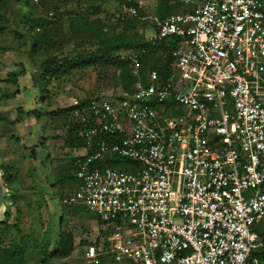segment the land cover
I'll return each instance as SVG.
<instances>
[{
  "label": "built area",
  "instance_id": "1",
  "mask_svg": "<svg viewBox=\"0 0 264 264\" xmlns=\"http://www.w3.org/2000/svg\"><path fill=\"white\" fill-rule=\"evenodd\" d=\"M141 19L155 25L149 42L179 40L171 74L151 71L143 83L145 51L118 52L134 92L70 106L85 153L73 163L79 189L61 204L82 205L106 227L83 264L102 255L114 264H260L254 254L264 239L253 229L264 220V2L206 0Z\"/></svg>",
  "mask_w": 264,
  "mask_h": 264
},
{
  "label": "rangeland",
  "instance_id": "2",
  "mask_svg": "<svg viewBox=\"0 0 264 264\" xmlns=\"http://www.w3.org/2000/svg\"><path fill=\"white\" fill-rule=\"evenodd\" d=\"M107 1L102 7L103 12L93 18L107 21L110 26L120 13L118 3L122 0ZM137 1L142 16L152 17L158 13L163 1L168 15L193 10L206 0ZM34 4L39 7L35 12L37 16H44L46 7L48 12L51 7L57 8L56 16H47L52 22L58 21L60 14L64 15L60 20L61 28L57 25L47 27L48 40H66L65 36H69L66 42L70 44L63 47L66 53L78 45L81 50L91 49L84 42V36L70 37L72 34L65 22L66 16L78 12L82 0H44ZM11 10L7 15L8 22L0 25V31L3 30L0 47L4 49L0 54V167L6 166L14 174L11 196L15 202L6 201L0 211V220L7 212L3 217L4 225L0 226L1 245L22 247L27 264H83L85 248L102 236L106 227L96 213L87 212L82 205L64 207L61 204L63 197L79 189V184L70 179L72 172L66 171L76 157L65 144L72 124L67 111L74 100L118 96L122 90L114 89L108 83H98L96 73L88 71L69 79H50L41 99L35 79L40 74L39 62L29 58L31 34L17 27L22 18L20 10L16 7ZM142 28L146 35L152 33L150 23H145ZM11 72L17 75L15 85L5 82ZM0 175L6 189L2 171ZM53 176L62 181L57 183ZM60 233L72 236L74 251L62 261L49 260L35 244L39 245L47 238L48 254H51ZM253 236L260 239L255 233ZM100 264L114 263L102 255Z\"/></svg>",
  "mask_w": 264,
  "mask_h": 264
},
{
  "label": "trees",
  "instance_id": "3",
  "mask_svg": "<svg viewBox=\"0 0 264 264\" xmlns=\"http://www.w3.org/2000/svg\"><path fill=\"white\" fill-rule=\"evenodd\" d=\"M106 1L99 0L96 3L95 0H82V5L78 12L65 17V22L69 25V30L72 34L70 37L84 36V42L91 48L89 50H81L78 45L73 51L70 50V52L66 53L63 47L70 44V42H66L69 36H65L66 40L58 38L56 40L47 39L48 29L52 25H57V27L60 26L61 28L60 20L63 18V14L59 15L56 22L47 19L50 14H52L51 17L53 15L56 16L57 8L51 7V11L48 12L46 7L45 15L37 16L35 12H37L39 7L34 3H42L44 0H0V25L8 22L7 15L9 11L16 7L22 14L20 24L17 27L31 34L29 58L37 63L39 62L38 70L40 74L39 76L36 75L35 79L37 86L40 88L41 99L44 98L45 87L49 85L50 79H69L77 73L81 74L88 71L96 73V81L98 83H108L114 89L120 88L122 93L132 94L134 92L133 86L137 80L132 75L130 64L116 55L118 52L129 50L145 51V54L140 56L141 67L139 69V75L143 83L147 82V75L151 71H156L163 80L171 74V53L176 48L179 40L170 38L149 42L146 39V30H143L142 27L148 22L152 26V30H155V25L152 20L142 21L141 18L143 16L139 10L137 0H131L130 2L122 0L118 3L120 13L113 25L109 26L107 21L94 19V16L103 12V5L108 3ZM258 1L264 2V0ZM161 3L155 16L159 19H164L172 14L167 15L168 8L164 7V1ZM33 7H36V9L34 10ZM123 7H134L137 10V15L134 17L123 15ZM37 30L39 31L35 32ZM0 32L3 33V30ZM3 51L4 49L0 47V54ZM16 77L15 73H8L5 82L15 85ZM89 99L82 100L86 103ZM67 112H70V108ZM78 132L79 128L72 123L68 131V138L65 140L66 146L70 148L85 147L83 140L78 137ZM73 163L74 159L71 168H67L66 171L72 172L70 179L77 182L74 178L75 167ZM102 164L120 167L125 170H129L131 166H136V164L122 159H106ZM0 171H2L6 189L9 191L6 193V201L14 203L15 201L11 196L12 181L15 179L14 174L6 166L0 167ZM54 180L57 183L62 181L61 178L56 179L55 177ZM262 190L264 191V186ZM7 194L10 195L8 196ZM6 214H3V217H6ZM3 217H1L0 226L4 225ZM254 233L256 237L264 239V220L255 226ZM47 241L48 239L44 238L41 244H35V246L40 249L42 254L48 256L49 260L62 261L70 257L74 251L72 236L69 233H60L55 250L51 254H48ZM254 256L260 261V264H264V249L256 252ZM0 264H27L24 249L18 246L2 247L0 240Z\"/></svg>",
  "mask_w": 264,
  "mask_h": 264
},
{
  "label": "water",
  "instance_id": "4",
  "mask_svg": "<svg viewBox=\"0 0 264 264\" xmlns=\"http://www.w3.org/2000/svg\"><path fill=\"white\" fill-rule=\"evenodd\" d=\"M6 189H5V185L4 182L1 179V175H0V211L3 208V206L5 205L6 202Z\"/></svg>",
  "mask_w": 264,
  "mask_h": 264
},
{
  "label": "crops",
  "instance_id": "5",
  "mask_svg": "<svg viewBox=\"0 0 264 264\" xmlns=\"http://www.w3.org/2000/svg\"><path fill=\"white\" fill-rule=\"evenodd\" d=\"M70 149L75 154V156H80V155H83L85 153L84 148H70Z\"/></svg>",
  "mask_w": 264,
  "mask_h": 264
},
{
  "label": "bare ground",
  "instance_id": "6",
  "mask_svg": "<svg viewBox=\"0 0 264 264\" xmlns=\"http://www.w3.org/2000/svg\"><path fill=\"white\" fill-rule=\"evenodd\" d=\"M4 207V206H3ZM2 210V209H1Z\"/></svg>",
  "mask_w": 264,
  "mask_h": 264
}]
</instances>
